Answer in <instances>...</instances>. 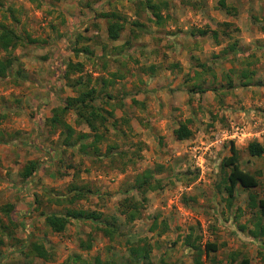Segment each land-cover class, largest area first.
Returning a JSON list of instances; mask_svg holds the SVG:
<instances>
[{
    "label": "rangeland",
    "instance_id": "obj_1",
    "mask_svg": "<svg viewBox=\"0 0 264 264\" xmlns=\"http://www.w3.org/2000/svg\"><path fill=\"white\" fill-rule=\"evenodd\" d=\"M165 1L155 23L139 0H0V19L35 39L25 37L13 49L19 63L11 72L21 68L17 78H0V219L12 232L10 237L0 233V264H94V256L101 264H131L128 244L143 241L150 251L136 264H194L182 241L190 227L201 241L216 245L207 259L201 257L205 262L231 264L232 256H247L249 264H264V234L249 232L255 218L254 208L246 205L248 189L236 186L228 204L220 166L232 140L240 167L258 180L250 189L264 195V151L253 156L245 149L250 139L264 145V0H224L233 13L219 9L217 0ZM105 10L125 16L118 39H108L105 20L96 17ZM133 20L143 26L134 27ZM223 20L229 22L230 35L220 33L218 43L209 34L190 33L191 28L218 27ZM130 28L137 32L131 39ZM126 39L130 42L122 48ZM231 41L236 52L222 54ZM82 44L92 52L75 51ZM67 60L81 61V73L97 86L95 76L112 78L104 90L122 94V108H113L118 130L108 126L95 155L77 145H59L58 130L44 122L52 106L75 93L61 77ZM243 68L251 71L244 85L238 75ZM115 70L123 76H111ZM194 82L206 89L189 91ZM104 94L98 100L109 108ZM72 116L66 115L71 124ZM185 119L192 133L175 139L171 129ZM74 127L88 130L84 124ZM111 144V152L123 151L121 157L106 153ZM28 158L40 163L21 179L17 171ZM146 166H160L154 174L163 187L146 191L138 216L126 221L116 210L119 188ZM71 183L86 184L91 191L70 204L55 202L49 193L66 192ZM8 201L13 203L9 218L1 209ZM64 205L117 214V230L104 234L99 223L88 220H70L60 232L49 230L41 212ZM10 219L21 221V227ZM163 222L167 227L160 231ZM26 237L41 241L50 255H25L16 238ZM80 239H90V247H79Z\"/></svg>",
    "mask_w": 264,
    "mask_h": 264
},
{
    "label": "trees",
    "instance_id": "obj_2",
    "mask_svg": "<svg viewBox=\"0 0 264 264\" xmlns=\"http://www.w3.org/2000/svg\"><path fill=\"white\" fill-rule=\"evenodd\" d=\"M139 3L148 10V12L153 16L155 23H158L161 18V8L166 7V1L160 0L156 2L154 0H139ZM217 5L219 9H222L225 13H233L234 8L227 4L224 0H217ZM96 17H102L105 20V32L106 37L110 40H115L120 37V32L123 28L125 22V16L116 10H105L96 12ZM14 18V17H13ZM15 19V18H14ZM17 20V19H16ZM134 27L143 26V24L132 21ZM218 27L205 26L202 28L190 29V33L194 34H209L214 42L218 43L220 41L219 34L222 33L224 36L229 37V22L220 21L217 24ZM220 26V27H219ZM130 39L137 35V32L130 28ZM28 35L21 34L15 27L14 24L7 23L0 19V78L5 76H10L14 79L17 78L21 68L15 67L14 71L11 72V67L14 64H18L17 56L13 53V49L19 44L22 45ZM28 42L35 41V39L28 38ZM130 42L126 39L121 44L122 48ZM121 46L113 45L112 49L120 51ZM83 51L85 53H91L92 50L88 45L82 44L80 47H76L75 51ZM236 42H227L222 46L220 52L225 54L227 52H236ZM106 51H102L99 55L100 57L105 56ZM104 63V61H103ZM198 65L204 66L203 62H197ZM82 62L81 61H65L64 68L61 73V77L64 80V84L71 87L75 91L74 94L64 96L60 104L54 105L50 108V114L44 118V122L51 128V130L57 131V141L59 145L62 146H74L77 145L78 149L82 152H93L95 155L99 153L98 143L104 137L105 131H107L108 126L112 129L118 130L117 118L113 117V108L115 106L122 108V94L117 92L110 94L105 91L107 85H111L113 82L112 78L106 76H95L94 81L100 80V86L96 83L90 82L89 75L83 76L81 73ZM78 72L74 77L71 76L72 73ZM251 73L250 70L245 68L239 71L240 84H248L247 78ZM111 76L121 77V73L116 70L110 72ZM227 85L231 86V78L227 76ZM202 83V82H201ZM194 82L188 87L189 91H204L206 87L202 84ZM104 92L103 102L109 103V108H106L102 102L98 100L100 93ZM102 99V97H101ZM108 99L110 101H108ZM72 113V121L74 125L84 124L88 130H79L74 127L68 120H66V115ZM128 117L124 118L127 121ZM189 119L179 121L176 126L171 129L172 135L175 139H185L188 138L192 131L188 125ZM1 141V140H0ZM3 141V140H2ZM12 143H18L17 140H13ZM115 147V144L108 145L106 148V153L109 154L111 158H119L123 155V151L111 152V148ZM245 149L249 155L259 156L264 151V145L262 142L256 139H250L245 144ZM228 154L224 155L220 161V166L223 169L221 182L223 183L222 188L225 192V199L227 203L234 196L235 187L240 186L243 189H248L247 192V202L246 205L249 208H254V226L249 230L252 236L264 234V195H256L250 188L257 186L258 180L253 172L240 167L238 162L237 148L232 140H229ZM39 161L36 158H28L20 166L17 171L21 179H25L30 176L33 171H35L39 165ZM126 164V162H121ZM161 168L157 170L151 167H144L141 170L134 172L131 179L128 182H123L119 188L121 197L118 199L116 206L117 214L123 215L126 221L132 220L139 214V209L143 205V201L146 199L145 192L152 189H159L163 187V182L161 177L155 176V171H160ZM51 191V190H50ZM91 191L89 186L86 184L77 185L71 183L66 192H51L52 198L55 202L61 203L62 201L68 204L72 203L74 200L83 197L86 192ZM137 193L138 197L135 196ZM34 201H37L38 197L34 194ZM50 199V198H49ZM185 199V198H184ZM13 207L12 202H4L1 205V209L4 214L9 218V212ZM43 214V223L53 232H60L64 229L66 224L70 220H88L91 222L99 223L102 232L107 235H111L112 232L117 230V214L115 215H105L101 210L88 207H75L64 205L59 210H50L46 212H41ZM10 222L15 226L21 227L22 222L14 221L10 219ZM166 223L163 222V231L166 228ZM193 230L190 229L182 237L183 243L192 251V261L194 264H210L211 262H205L204 259L209 257V251L216 250V245L213 241L204 240L201 241L200 234H194ZM0 233L6 237L11 236V231L7 224L1 222L0 219ZM27 233V231H26ZM90 239L78 241V246L81 248L90 247ZM16 243L19 244L18 248L23 251L25 255H42L43 258H47L50 252L45 250L41 241L37 239L29 240L16 238ZM4 242V238L0 236V244ZM25 247L26 250H22ZM128 261L127 263L136 264L138 259H143L148 257L150 251V245L143 241L141 243L132 242L128 244ZM94 264H101V260L98 256H94ZM231 264H249V258L247 256H241L235 260L231 257Z\"/></svg>",
    "mask_w": 264,
    "mask_h": 264
}]
</instances>
